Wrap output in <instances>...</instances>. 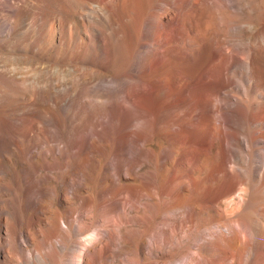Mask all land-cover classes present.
Returning a JSON list of instances; mask_svg holds the SVG:
<instances>
[{
  "label": "bare ground",
  "instance_id": "bare-ground-1",
  "mask_svg": "<svg viewBox=\"0 0 264 264\" xmlns=\"http://www.w3.org/2000/svg\"><path fill=\"white\" fill-rule=\"evenodd\" d=\"M122 43L139 61L121 60ZM107 54L138 81L140 146L99 178L111 135L94 124L75 136L106 186L95 217L91 180L48 162L76 148L66 126L0 128V264H264V0H0V83H25L22 112L35 94L93 113L122 89L101 71ZM26 141L32 164L14 150Z\"/></svg>",
  "mask_w": 264,
  "mask_h": 264
},
{
  "label": "rangeland",
  "instance_id": "rangeland-1",
  "mask_svg": "<svg viewBox=\"0 0 264 264\" xmlns=\"http://www.w3.org/2000/svg\"><path fill=\"white\" fill-rule=\"evenodd\" d=\"M132 20V22H133V19H131ZM122 21H124V22H126V21H128V22H130V20H129V18H123V20ZM136 22H137V20H136ZM135 23V22H134ZM133 23V24H134ZM135 25V24H134ZM137 25V24H136ZM138 26V25H137ZM137 28V27H136ZM123 37H121V40L122 41H124V43H125V41L127 40V39H125V37L122 39ZM125 39V40H124ZM128 42V41H127ZM124 43H122V45H120L121 47V53L124 55L125 53L127 54L128 53V55H130L129 57H132V58H130L131 60L130 61H128V58H126L127 59V62L125 61L126 59L125 58H123V55H122V58L123 59H121L124 63H127L126 65H128L129 64V62H133V61H136L137 59H138V61H139V59H140V54H139V52H138V50L136 49L135 50V54H134V52H133V49L132 48H127L126 46H127V44H124ZM129 46L131 47V45L129 44ZM122 48H124L123 49V51L125 50L126 52H122ZM132 49V50H131ZM136 52H138L137 54H136ZM126 54H125V56L124 57H126ZM139 54V55H138ZM108 55L109 54H107L105 57V64L107 65V68L104 66V69L103 70H101V69H96V71L94 72L95 74L97 73L98 74V71L100 72V73H102L101 71H103V73H105V74H109V75H111V73H112V77L113 76H118L117 78H115V79H111L112 80V82H114V84H117V86L119 85V86H122V87H120V88H122V89H119V91L117 92V93H109V95L110 96H105L104 98H102L96 105H95V109H94V112L93 113H90V114H87V115H89L91 118H90V122H89V120H88V122H84L85 120H86V118H87V115L85 114H74V113H66V114H64V112L62 111V112H60V108H58V107H56V105H54V104H52L49 100H47V99H43V98H41V97H38V96H36L35 94H33L32 95V102L29 104V105H27V106H25L24 107V109H29L30 107V109L29 110H27V111H24V112H22V104H21V101L17 98V96H15V95H17V93H16V91L17 92H19L18 90H20L21 89V86L23 85V87H25L26 85H25V83L23 84L22 82H16V86H14L13 85V83H6V84H8V85H6L4 82H1L0 83V89L2 90V89H5V88H7L10 92L12 91L14 94H13V97L12 96H10V98H9V96L8 97H2L1 95V97H0V107H2V108H4L6 105V110H4V109H2V108H0V110L2 109V111H0V112H2L3 114H0V117L2 118V119H5L6 117L7 118H14V119H10V120H8V122L7 123H4L3 124V122H1V124L2 125H0L1 127L0 128H7V127H13V128H17V129H20V128H18V127H21V129H30L31 128V125L32 124H36V126H34V128L35 127H37L40 131H42V132H49V131H54L57 127H58V124H60L61 126H66V127H64V128H66L67 130H69L70 132H71V134H72V142H76V148H73V151H71V156L69 155V157H64V156H60V155H58L57 156V158H56V160H54V159H51V158H49L50 160H48V162H49V164L50 165H52V166H58L59 168H60V170L57 172V174L59 175V176H67L68 174H71V172H73V170H75V169H79V171H78V177H80V176H82V177H80V178H87V179H89V180H91V185H93V187L91 188V190L89 191V193L91 194V196H92V198H93V196H94V201H95V206H94V208L93 209H89L90 211H92V212H88L90 215H92V216H95V217H103V215H102V211H103V209H102V207H100L99 205H100V193H101V191H104L105 189H106V186H101L99 183H95V182H93V180H94V178L96 177V175H95V173H96V164L94 165V163L92 162V163H90L91 161H84L83 162V160H82V157L79 155V148L77 147V145H78V137H75V136H77V134H78V132L80 131V129L82 128L83 129V127H86L87 129H91L92 127H93V125L95 124L96 126H97V129H99V131L100 132H102V133H105V134H108V135H111V139L108 141V145H106V146H108L110 149H111V156H109L108 157V159H103V158H100V160L102 161V166H101V171L99 172V178H101L102 176H103V167H105V165L106 166H109V169H111V171L110 172H113V168H114V160H113V155L115 154V152H117L122 146H124V145H128V146H132L133 145V147H138V146H140V135H141V124H140V120H139V115H138V113H140V109H139V105L137 106V104H138V101L137 100H135V97L133 96V95H131V94H133L134 93V91L136 90V88H137V83H138V81L136 80V79H133L132 78V76L130 75V71H129V69H128V66H126V65H123L122 64V62H120L121 64L120 65H122L123 66V68H121L120 69V67L121 66H118L119 65V62H117V61H115V62H113L114 61V59H113V57L112 56H110V57H108ZM128 55H127V57H128ZM107 58H109V59H107ZM134 58V59H133ZM109 60L108 62L110 63H108L107 62V60ZM132 59H133V61H132ZM114 64H113V63ZM110 66H109V65ZM112 64V65H111ZM20 65H22V66H20ZM19 66V69H20V71L22 72V74L24 75V76H29V78L32 76V77H34V75H35V69H34V67L32 66V65H30L29 63L27 64H20ZM24 66V67H23ZM29 66H32V67H29ZM109 66V67H108ZM114 66V67H113ZM22 67V68H21ZM28 67L30 68L29 70H30V72L28 71ZM110 67H113V68H116L115 70H114V72L112 71V70H110ZM127 67V68H126ZM109 68V69H108ZM22 69V70H21ZM27 71H26V70ZM127 69H128V71H127ZM25 71V73H27V74H25L24 73V71ZM32 70H34V71H32ZM98 70V71H97ZM101 70V71H100ZM106 70V71H105ZM105 71V72H104ZM109 71V72H108ZM52 72H53V74L55 75V76H58L59 75V77L57 78V77H55V78H57L58 80V82H63V81H65L64 80V78L67 80L68 78L70 79V81H72V82H75V76H73V75H69V74H66V76H64L65 74H63L62 75V73H59V74H57V72H56V74H55V71L54 70H52ZM107 72V73H106ZM34 73V74H33ZM68 76H70V77H68ZM72 76V77H71ZM31 77V78H32ZM123 77V78H122ZM130 77H131V79H130ZM28 78V77H27ZM28 78V88L29 89H31L32 91H33V88L35 89V83L33 82L32 83V81L30 80ZM126 78V79H125ZM68 79V80H69ZM116 79H118V80H116ZM124 81H123V80ZM128 81H130V82H128ZM133 81V82H132ZM117 82V83H116ZM119 82H121V83H119ZM130 83V84H128V83ZM136 82V83H135ZM134 83H135V87H134ZM19 84H21V86L19 87ZM30 84L31 85H33V87L32 86H30ZM122 84V85H121ZM133 84V85H132ZM25 85V86H24ZM10 86H11V88H10ZM18 86V87H17ZM118 86V87H119ZM125 86V87H124ZM2 87H4V88H2ZM12 87H13V89H12ZM15 87L17 88L16 90H15ZM22 87V88H23ZM124 87V88H123ZM11 90H10V89ZM19 88V89H18ZM126 88V89H125ZM129 88V89H128ZM14 90H15V92H14ZM134 90V91H133ZM35 91V90H34ZM33 91V92H34ZM123 91V92H122ZM121 92H122V95H121ZM126 92V93H125ZM36 96V97H35ZM37 97H38V101H37ZM107 97H108V99H107ZM111 97H113V99H111ZM118 97V98H117ZM121 98V101H119V102H117L118 100H120V98ZM133 97V98H132ZM6 98V99H5ZM9 100H8V99ZM13 98H15V100L13 99ZM17 98V99H16ZM35 98V99H34ZM111 100H110V99ZM129 98V99H128ZM131 98V99H130ZM10 99L12 100L13 99V101H10ZM107 100V102H106V100ZM116 99H118L117 101H116ZM123 99V100H122ZM126 99V100H125ZM133 99V100H132ZM8 100V101H7ZM35 100H36V104H37V106L35 105ZM103 100V101H102ZM113 100H115V101H113ZM43 101V102H42ZM47 101V102H46ZM49 101V102H48ZM105 101V102H104ZM108 101H111V102H113V106L111 107V104L108 102ZM122 101H124V102H122ZM136 101V102H135ZM8 102V103H7ZM10 102V103H9ZM37 102H40V103H37ZM101 102H102V104H101ZM126 102V103H125ZM5 103H6V105H5ZM35 105H33V104ZM43 105H45V104H47V105H45V106H43ZM50 103V104H49ZM105 103H109L108 105H106ZM115 103H117L118 105L119 104H121V105H119V106H117V104L115 105ZM128 103H130L129 105H128ZM10 106H9V105ZM103 104L104 105H106L105 107H107V108H105V107H103L102 108V106H103ZM134 104H136V106H134ZM4 105V106H3ZM99 105V106H98ZM101 105V106H100ZM13 107V109L11 110V109H9V107ZM55 106V107H54ZM121 106V109L119 108ZM123 106L125 107H127V106H129L128 108H130L131 109V112L134 110V112L133 113H131L130 112V109H125L124 108V112H123ZM133 106V107H132ZM28 107V108H27ZM32 107H35V108H32ZM43 109H42V108ZM100 107V108H99ZM111 107V108H110ZM21 108V109H20ZM102 108V109H101ZM112 108H114V110H112ZM118 108V109H117ZM135 108H137V109H135ZM8 109L9 110H11V111H8ZM133 109V110H132ZM4 110V111H3ZM31 110H33V111H31ZM36 110V111H35ZM101 110V111H100ZM120 110H122L121 112H120ZM127 110V111H126ZM10 112V113H6V112ZM38 111H40V112H38ZM118 111L120 112V113H118ZM130 113H129V112ZM44 112V113H43ZM99 114H98V113ZM4 113H6V114H4ZM24 113H27V114H24ZM28 113H29V117H28ZM32 113V114H31ZM36 113V114H35ZM37 113H42L41 115H39V117H37L38 116V114ZM95 113V114H94ZM129 113V114H128ZM36 115V117H35V115ZM24 115V116H23ZM25 115H26V117H25ZM43 115V116H42ZM45 115V116H44ZM22 116V117H21ZM42 116V117H41ZM5 117V118H4ZM26 118V120H25V118ZM79 117V118H78ZM82 117V118H81ZM6 118V119H7ZM69 118H73L71 121H69V122H67V119H69ZM18 120V121H17ZM19 120H21V121H19ZM29 120V121H28ZM11 121V122H10ZM14 121V122H13ZM17 121V122H16ZM12 122H13V126H11L12 125ZM15 122H16V124H15ZM18 122H19V124L20 123H23V124H20V126H19V124H18ZM27 122H28V125H27ZM32 122V123H31ZM65 122H66V124H65ZM26 123V124H25ZM83 123V124H82ZM88 123V124H87ZM65 124V125H64ZM29 125H30V128H29ZM2 126H4V127H2ZM15 126V127H14ZM25 126V127H24ZM56 127V128H55ZM130 132H131V136H130ZM28 148H29V145H28V141H26V142H23L22 144H20L19 145V148L17 149V148H15L14 150H15V152L16 153H22V154H25V161L29 164H32V161L31 160H29V157H28V155H27V151H28ZM43 148L44 149H47L46 148V146H43ZM125 151H126V149L124 150V153H125ZM127 152H128V154H129V149H127ZM132 157V158H131ZM58 158H60V159H58ZM64 158V159H63ZM128 158L129 159H134L133 158V156H131V154H129V156H128ZM53 160V161H52ZM63 164V165H62ZM74 166V167H73ZM76 166V167H75ZM87 170H88V172H89V174H88V172H87ZM81 172H82V174H81ZM92 173V175H91V173ZM64 173V174H63ZM85 176V177H84ZM97 185V186H96ZM100 185V186H99ZM99 186V187H98ZM96 194V195H95ZM97 196V197H96ZM108 196L107 195H104V199L107 201L108 200ZM97 200V201H96ZM80 206V203L79 202H76L75 204H74V207H79ZM129 208H130V206H128L127 207V209L129 210ZM102 209V210H101ZM99 210V211H98ZM101 210V211H100ZM110 210V209H109ZM131 212V211H130ZM130 212H129V215L128 216H132V213L130 214ZM98 214H100L99 216H98ZM97 215V216H96Z\"/></svg>",
  "mask_w": 264,
  "mask_h": 264
}]
</instances>
